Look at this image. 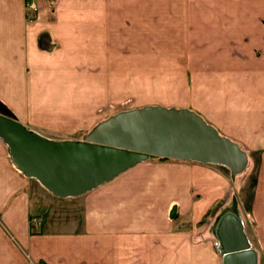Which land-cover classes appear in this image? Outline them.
<instances>
[{"label":"crops","instance_id":"obj_1","mask_svg":"<svg viewBox=\"0 0 264 264\" xmlns=\"http://www.w3.org/2000/svg\"><path fill=\"white\" fill-rule=\"evenodd\" d=\"M108 77H190L185 107L258 156L250 196L212 164L152 158L67 202L0 134V264H264V0H0V102L18 123L92 130L79 91Z\"/></svg>","mask_w":264,"mask_h":264},{"label":"water","instance_id":"obj_2","mask_svg":"<svg viewBox=\"0 0 264 264\" xmlns=\"http://www.w3.org/2000/svg\"><path fill=\"white\" fill-rule=\"evenodd\" d=\"M0 134L17 167L59 198L80 197L152 158L216 164L233 171L245 163L236 144L186 110L123 113L94 128L87 142H53L18 123L0 102Z\"/></svg>","mask_w":264,"mask_h":264},{"label":"rangeland","instance_id":"obj_3","mask_svg":"<svg viewBox=\"0 0 264 264\" xmlns=\"http://www.w3.org/2000/svg\"><path fill=\"white\" fill-rule=\"evenodd\" d=\"M60 79L67 80L66 77ZM118 79V77L104 78L103 85L100 82L98 84L96 81L93 86H89L93 88V91L87 90V88L84 91H79L82 96L80 99H84L85 106L89 108L86 109L87 114H92L93 117L91 119L94 120V126L96 127L120 114L145 108H164L168 110H186L193 112L188 107H185L188 105L187 95L189 88H191V86L188 88V84L191 82L190 77H126L125 83L123 84V79L121 83H118ZM139 79H141V84ZM88 81H86V77L79 76L71 80V85L76 86L77 84L79 87L88 86L90 82ZM119 84L120 87H118ZM90 85L92 84L90 83ZM55 95L60 94L56 92ZM27 128L29 130L35 129L28 125ZM92 130L80 132L70 138L58 137L54 140L46 139L45 134L36 133L42 138L53 142H87ZM231 142L236 144L233 141ZM236 145L238 146V144ZM238 147L245 156V163L240 170L233 171L229 167L216 164H212V166L225 171L234 181L235 186L240 188L239 194L244 197L246 195L249 197L255 184L259 158L253 154L252 158L246 150L240 146ZM33 182L41 186L37 181L33 180ZM37 191L35 189V192L39 196L40 193ZM56 197L59 198L58 196ZM75 198H63V200L73 202Z\"/></svg>","mask_w":264,"mask_h":264},{"label":"built area","instance_id":"obj_4","mask_svg":"<svg viewBox=\"0 0 264 264\" xmlns=\"http://www.w3.org/2000/svg\"><path fill=\"white\" fill-rule=\"evenodd\" d=\"M29 9L32 10L34 13L38 12V6L34 2L29 3ZM35 223L37 225H40L41 224V221L40 220H36Z\"/></svg>","mask_w":264,"mask_h":264},{"label":"trees","instance_id":"obj_5","mask_svg":"<svg viewBox=\"0 0 264 264\" xmlns=\"http://www.w3.org/2000/svg\"><path fill=\"white\" fill-rule=\"evenodd\" d=\"M158 159H160L162 161H168V159H163V158H158Z\"/></svg>","mask_w":264,"mask_h":264}]
</instances>
